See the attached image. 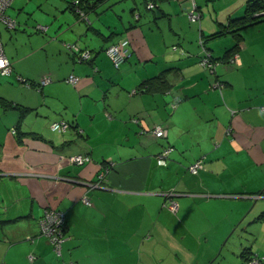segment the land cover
Segmentation results:
<instances>
[{"label":"crops","instance_id":"0c3cea01","mask_svg":"<svg viewBox=\"0 0 264 264\" xmlns=\"http://www.w3.org/2000/svg\"><path fill=\"white\" fill-rule=\"evenodd\" d=\"M105 2L86 22L70 0H13L16 27L0 22L14 69L0 71V264H243L246 246L264 258V86L247 82L241 52L239 65H218L222 92L198 64L200 38L242 15L247 0H162L149 12L142 0ZM120 38L129 56L116 68L105 48ZM224 42L217 55L234 39ZM62 119L73 126L53 130ZM165 146L173 150L160 165ZM76 154L92 160L78 164ZM201 156L204 167L188 172ZM48 207L65 212L62 257L41 234Z\"/></svg>","mask_w":264,"mask_h":264},{"label":"built area","instance_id":"2783aa9c","mask_svg":"<svg viewBox=\"0 0 264 264\" xmlns=\"http://www.w3.org/2000/svg\"><path fill=\"white\" fill-rule=\"evenodd\" d=\"M13 0H0V21H2L7 27L14 28L16 25V21L14 18L7 14V9L10 7ZM73 4H80V0H73ZM155 3H149V7H154ZM196 6L194 5V10L190 13V18L192 20L200 19V13L195 12ZM77 12L79 14V18L90 22L88 14L85 13L79 6L77 7ZM37 30L45 31L47 29L46 25L38 24L36 26ZM200 43H202V39L200 38ZM129 45L130 40L128 38H120L117 42L110 44L107 49L105 50L107 56L111 59L113 64L116 67H120V65L126 60L129 56ZM176 47V46H175ZM91 56V52L89 50H84L80 54V59H87ZM231 62L234 64H239V53H236L232 58ZM200 64L202 66L208 67L211 72H214L216 65L209 57H204L200 60ZM0 71L2 74L10 75L13 72L12 62L6 55L3 47V43L0 38ZM19 82L25 85H31V82L21 75L16 76ZM69 82L72 84H78L80 81V77L71 74L68 79ZM51 81V77L45 75L42 77L40 84H46ZM217 86L221 88L222 84L217 81ZM176 106V104L174 105ZM262 110L264 111V105L262 106ZM51 128L55 131H67L70 128V125L63 120L54 121L51 124ZM154 133L157 137H161L166 135V129L162 126H157L154 130ZM12 132H16V128L12 129ZM173 147L167 146L165 147L157 156V162L160 165H166L168 157L172 152ZM72 160L78 164H84L92 160V157L88 154H76L72 157ZM204 167V163L201 159L196 160L193 164H191L188 168L192 173H198L199 169ZM169 201L165 205L169 207L173 212H177L179 209V202L176 199V193L170 192L169 194ZM83 201L91 205L92 202L88 197H84ZM65 212L48 207L43 216L40 218V227H41V234L45 235L49 238L51 243L53 244L55 252L60 255L62 249V243L64 242L65 238L63 236V226L65 223ZM32 258V257H31ZM72 264V263H70ZM246 264H261V259L259 257H255L251 260H248Z\"/></svg>","mask_w":264,"mask_h":264},{"label":"trees","instance_id":"16d2710c","mask_svg":"<svg viewBox=\"0 0 264 264\" xmlns=\"http://www.w3.org/2000/svg\"><path fill=\"white\" fill-rule=\"evenodd\" d=\"M103 1L104 0H80V4L77 5V4H73V0H71L70 1V6H71L72 10L79 17V14H78V12L76 10L78 6L83 11H85V13L88 14L91 9H95L96 7H98L99 3L103 2ZM144 1H145L146 5H147V8L153 10V9H156L157 8L158 3L160 1H162V0H144ZM151 2L155 3V6L154 7H149V3H151ZM263 20H264V0H247L246 5H245V10H244V13L242 15L231 18L228 21V23L224 24L219 30L215 31L214 33L209 34L208 36H203V38H201L202 39V43L199 42L200 45H201V52L198 55V64H199V66H201L202 68H204L207 72H209L214 77H216L215 78L216 81H218L219 83L222 84L221 88L219 87V89L221 90V92L224 89L226 83L220 78V76L218 74V70H217L218 65H220L222 62L223 63L225 62V63L234 64V63L231 62V58L236 53H239L240 52V49L242 48L241 47V42L244 39L243 29H245L247 27H250V26H253L254 24H257V23H259V22H261ZM0 22H2V21H0ZM15 27H16V25H15ZM7 28H9V27H7ZM9 29H13V28H9ZM225 34H231L233 36V38H235L234 39V43L230 47H226L221 55H215L214 52H213V50H212V48L208 46L207 41L209 39L217 38V37L222 36V35H225ZM113 43H115V42H113ZM107 47L105 48V50L107 49ZM177 48L178 47H174V49H177ZM91 57H92V55L89 58L82 59V60H84V61H91ZM204 57H209L213 61V63L216 65V68H215L214 72H211V70L208 67L202 66L200 64V60L202 58H204ZM127 58H126V60H127ZM12 67H13V64H12ZM116 68H119V67H116ZM95 70H97V67L95 68ZM13 72H14V69H13ZM217 74H218V76H217ZM17 75H19V74H16V76ZM164 76H165V71H162L159 75H156V76H154L152 78L146 79L143 84H147V81L148 80H150V84H151V82L153 84L157 80H163L164 79ZM31 85H34V83L31 82ZM176 98H177L176 101H180V98L178 96ZM176 101H174V104L173 105L176 104L175 103ZM229 109L231 111H233V112H236L237 111V109H235V108L229 107ZM23 111H26V110L23 109ZM62 120L63 121H66L70 125V128L73 126V123L72 122L67 121L65 119H62ZM16 132H17V128H16ZM165 147H167V146H165ZM198 159H201L203 161V163H204V157L203 156L199 157ZM198 159H196V160H198ZM167 162H168V160H167ZM204 165H205V163H204ZM201 169H199V171ZM262 218H264V211H262L259 214V216H258V219H262ZM64 220H65V223H64V226H63V236H64L65 240L62 243L61 254L58 255L59 257H62L63 256L64 244L67 241V239L69 238V236L67 234V228H66V219H64ZM242 255H243V258H244L243 264H246V262L248 260H251V259H253L255 257H259L261 259V264H264V258L262 256L256 254L255 252H253L251 246L244 247L243 250H242ZM70 263L73 264L72 261H65V264H70Z\"/></svg>","mask_w":264,"mask_h":264},{"label":"rangeland","instance_id":"374dc122","mask_svg":"<svg viewBox=\"0 0 264 264\" xmlns=\"http://www.w3.org/2000/svg\"><path fill=\"white\" fill-rule=\"evenodd\" d=\"M115 1L116 0H107V2H105L104 4H106V7H109V5H111L108 8V10L113 8L114 6L119 8L123 5V3H120V2L117 3ZM139 6L141 9H144L145 12L150 11V9L147 8L145 1L143 0H142V5L140 2ZM89 16L93 18L92 13H89L88 17ZM243 35H244V40L242 43L243 48L240 49V52L242 53L246 61H248L247 66H246V70H247L246 80L247 82L248 81L251 82L254 86H264V20L257 24H254L253 26L243 29ZM226 39H235V38H233L231 34H225V35L220 36V38H213L211 40H208L209 42L215 43L212 45L214 46L212 47V49L215 55L221 52V50L226 46V43L224 42ZM239 64L236 63V65H239ZM16 80L19 82L17 77H16ZM239 82H240L239 89H241L240 91H243L242 90L244 86L243 79L240 78ZM189 171L190 170L188 169V172ZM239 242H240V239L238 238V236H236L235 238L232 237V239L229 240L228 243L226 244L224 253L225 252L227 253V250L229 249L235 248L239 244ZM230 244H232V246H229ZM231 259L232 258H230V260L228 259L227 262L222 261L221 259L219 261V264H229V263L231 264L233 262L231 261Z\"/></svg>","mask_w":264,"mask_h":264},{"label":"water","instance_id":"95a60500","mask_svg":"<svg viewBox=\"0 0 264 264\" xmlns=\"http://www.w3.org/2000/svg\"><path fill=\"white\" fill-rule=\"evenodd\" d=\"M243 236H244V235L242 234V235L240 236V239L242 238V240H243ZM240 242H241V241H240Z\"/></svg>","mask_w":264,"mask_h":264}]
</instances>
